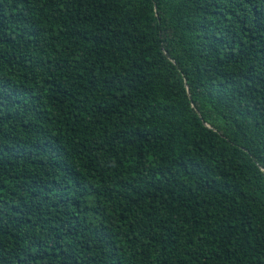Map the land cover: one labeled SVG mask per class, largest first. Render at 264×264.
<instances>
[{
  "label": "trees",
  "instance_id": "obj_1",
  "mask_svg": "<svg viewBox=\"0 0 264 264\" xmlns=\"http://www.w3.org/2000/svg\"><path fill=\"white\" fill-rule=\"evenodd\" d=\"M0 264H264V0H0Z\"/></svg>",
  "mask_w": 264,
  "mask_h": 264
}]
</instances>
